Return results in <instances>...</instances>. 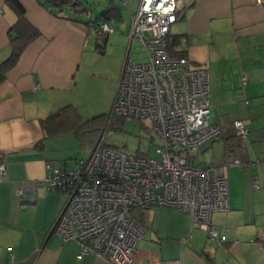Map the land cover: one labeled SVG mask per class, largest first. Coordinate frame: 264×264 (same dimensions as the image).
I'll use <instances>...</instances> for the list:
<instances>
[{
  "label": "crops",
  "instance_id": "crops-1",
  "mask_svg": "<svg viewBox=\"0 0 264 264\" xmlns=\"http://www.w3.org/2000/svg\"><path fill=\"white\" fill-rule=\"evenodd\" d=\"M18 1L39 35L0 83V163L5 165L0 264H112L95 254L80 255L75 241L50 231L64 202L61 193L38 186L34 200L27 192L21 207L16 188L42 179L46 161L62 164L76 157L85 144L76 133L110 113L125 60L137 62L129 55L127 33L140 0H121V6L108 1L100 21L113 31L104 38H97L95 23H86L70 7ZM178 5L169 37L177 36L174 48L209 71L214 96L209 122L218 124L221 134L209 143L213 147L219 138L223 151L217 161L204 160L225 163L229 208L210 215L222 240L192 226L180 210L136 209L133 216L144 230L140 261L264 264V4L179 0ZM16 18L0 0V62L10 54L8 30ZM47 116L52 117L43 126ZM235 120L248 129L246 136H234ZM234 158L241 163L232 164Z\"/></svg>",
  "mask_w": 264,
  "mask_h": 264
},
{
  "label": "built area",
  "instance_id": "built-area-1",
  "mask_svg": "<svg viewBox=\"0 0 264 264\" xmlns=\"http://www.w3.org/2000/svg\"><path fill=\"white\" fill-rule=\"evenodd\" d=\"M257 2L264 4V0ZM178 3L139 1L127 37L139 42L146 59L125 60L110 110L111 114L146 120L160 140L157 156L98 143L87 158L62 164L46 161L42 179L22 182L16 188L21 207L26 206L27 192L28 199L34 200L38 186L64 195L50 231L75 241L80 255L95 254L112 264H156L153 259L140 261L139 241L144 230L133 215L136 209L157 205L180 209L190 216L192 226L206 230L209 237L223 239L210 215L229 208L225 163L201 161L196 154L220 134L219 125L209 122L214 105L210 74L188 56L168 49ZM112 31L105 20L95 27L97 38ZM233 126L235 136L248 134L242 121L235 120ZM231 163L241 162L234 158ZM4 174L5 165L0 163V177Z\"/></svg>",
  "mask_w": 264,
  "mask_h": 264
},
{
  "label": "rangeland",
  "instance_id": "rangeland-1",
  "mask_svg": "<svg viewBox=\"0 0 264 264\" xmlns=\"http://www.w3.org/2000/svg\"><path fill=\"white\" fill-rule=\"evenodd\" d=\"M80 1L84 3V7L87 12H79L78 17H82L86 21L95 23L93 25L99 24L101 17L100 13L104 9V7H106L109 0ZM116 2L119 6L122 5L121 0H116ZM70 12L74 13L72 10ZM129 55L131 56V58H133L134 61H141L146 59V54L143 47L135 39H133L131 42ZM231 129L232 131L234 130L233 125ZM85 134H87V139H89L90 142L85 143L83 146H80V148L78 147V153L76 154V157H72L71 159H69L68 163L72 162L76 158H87L93 149L94 143L96 142L103 143L106 146H110L127 153H149L150 156H157L155 148L160 144V140H158V138L154 136V133H152L148 128L146 120H142L132 116H119L111 113L95 118L92 121V124L89 126V130ZM220 135L218 136L219 138ZM235 137L237 138V136ZM219 138L215 140L216 143H214L213 147L211 146L212 143L207 142L206 144H204L203 153H200V150L198 151V153L196 152V150H192V152H196L197 158L199 159H208L210 157H213L217 161V159L221 157L223 151V144ZM208 144H210L211 147L208 146ZM151 208H166L170 210L177 209L178 211L180 210L173 206L163 205H157ZM146 209L147 208H142L140 210ZM152 223L154 228H158L155 220H153Z\"/></svg>",
  "mask_w": 264,
  "mask_h": 264
},
{
  "label": "trees",
  "instance_id": "trees-1",
  "mask_svg": "<svg viewBox=\"0 0 264 264\" xmlns=\"http://www.w3.org/2000/svg\"><path fill=\"white\" fill-rule=\"evenodd\" d=\"M47 1L51 2L53 5L58 7H70L78 12H84V13L87 12V10L84 7V3L81 2L80 0H47ZM6 2L14 10L17 18L15 22L11 24L8 30L9 44L11 47V51L10 54L0 62V83L5 79L6 73L16 64L24 48L39 35V30L36 27H34L25 17V9L22 6V4L18 0H6ZM89 22L91 21H87L86 23ZM98 25L99 24L95 25V27H97ZM176 37L177 36H173L171 39L170 37H168V49L172 54L185 55L181 51L174 48ZM50 117L52 116H47L41 119L43 126L47 124ZM86 132L83 131L76 133L77 136H79V140L81 143L90 142V140L87 139V134H85ZM98 143L99 142L94 143L93 148ZM199 150H201V148ZM199 150H197V153ZM199 160L205 161L204 159H199Z\"/></svg>",
  "mask_w": 264,
  "mask_h": 264
}]
</instances>
